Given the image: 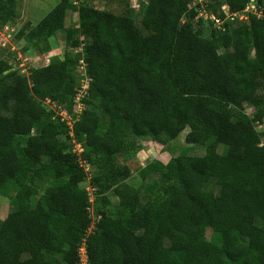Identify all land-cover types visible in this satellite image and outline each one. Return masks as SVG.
<instances>
[{
  "label": "trees",
  "instance_id": "obj_1",
  "mask_svg": "<svg viewBox=\"0 0 264 264\" xmlns=\"http://www.w3.org/2000/svg\"><path fill=\"white\" fill-rule=\"evenodd\" d=\"M249 1L206 7L224 18L221 5L238 12ZM190 3L143 0L138 28L130 0L125 14L58 0L17 33L42 45L61 33L65 49L81 54L54 56L26 74L0 59V195L13 193V210L0 220V264H77L83 240L88 264H264V146L254 129L264 119V18L227 21L204 38L194 10L186 14ZM68 11L76 27H65ZM17 15L15 0H0V27ZM80 59L89 88L72 127L83 147L77 157L69 129L43 102L72 110ZM185 129L186 144L204 155L149 163L144 175L154 178L141 202L118 158L140 139L164 145ZM87 177L96 203L117 199L88 234L89 199L79 187ZM37 183L48 184L40 196Z\"/></svg>",
  "mask_w": 264,
  "mask_h": 264
},
{
  "label": "rangeland",
  "instance_id": "obj_2",
  "mask_svg": "<svg viewBox=\"0 0 264 264\" xmlns=\"http://www.w3.org/2000/svg\"><path fill=\"white\" fill-rule=\"evenodd\" d=\"M74 1V0H71ZM95 6L99 9L113 12L115 14H125L128 11L129 0H91ZM208 3L210 0H206ZM214 1V0H211ZM222 2V0H217ZM259 2V1H258ZM58 0H15V8L17 11V17L12 23H8L4 27H0V59H3L9 63L11 68L20 74H26L28 68L38 67L48 62V60L54 56L63 58L64 53L72 58L77 59L78 54H81V48L78 47L74 50H68L64 47L63 34L59 33L57 36L49 38L48 41L42 45L38 43L29 44L25 41L18 40L19 31L26 27L25 32L32 29L37 22L44 17L56 4ZM264 7V1L259 2ZM145 5V3H143ZM136 14V13H135ZM139 14V13H138ZM136 14L134 19H131L132 25L140 28L142 20L141 14ZM193 23L198 25L201 31V36L206 38L210 35L214 28V25L208 19L194 18ZM248 24V23H245ZM78 25L77 14L68 11L65 19V27H76ZM236 25L234 22L229 23L228 27ZM227 27V25H226ZM223 28V27H222ZM226 30V28H225ZM224 30V31H225ZM26 36V35H25ZM44 46V47H43ZM23 48L25 51H23ZM44 48V49H43ZM82 59L78 60L75 72L81 80V73H83ZM75 99V95L72 97ZM254 129L259 135L260 143L264 146V127H260L254 123ZM188 130L185 129L178 137L172 141L167 142L164 145L157 144L151 139L147 141H137V149L126 156L118 158V162L122 165H126L130 170V177L126 182L140 190L141 202L146 200V194L144 193V187L148 185L154 178V174L144 175L145 168L154 160H159L166 163L170 158L187 155V156H202L204 155V148L195 145H189L185 142V136ZM224 149L223 145L218 146V153H221ZM90 171V170H89ZM92 176V173H91ZM90 177V176H88ZM79 184V187L85 189L88 194V215L90 224L89 229L101 218V214L104 213L107 217H111L114 206L117 203V199L109 194L110 204L102 206L94 201V190L90 187L89 179ZM91 178V177H90ZM48 184L37 183L38 195L40 196ZM212 187V183L209 184ZM215 191V190H214ZM13 193L11 191L5 192L0 195V220L4 219L8 213L13 210L10 205V199ZM38 197H34L33 201H36ZM85 233V234H86ZM212 233L210 229L206 231L207 240H212Z\"/></svg>",
  "mask_w": 264,
  "mask_h": 264
},
{
  "label": "built area",
  "instance_id": "obj_3",
  "mask_svg": "<svg viewBox=\"0 0 264 264\" xmlns=\"http://www.w3.org/2000/svg\"><path fill=\"white\" fill-rule=\"evenodd\" d=\"M143 0H130L131 9L137 13L139 12L140 3ZM206 0H191V3L188 6L186 14H188V10L193 9L194 13H196L195 18L208 19L217 30H224V25L227 21L234 23H248L251 18H256L257 20L264 18V7L261 6L256 0H250L241 11L231 12L226 5H221L220 11L224 14V18H220L217 12L213 10H207ZM186 15H184V20L186 19ZM223 27V28H222ZM83 65V73H81V80L79 88L76 91L75 99H73L74 106L71 111L61 108L55 102L50 99H46L43 104L46 106L47 110L51 112L52 120H56L63 123L67 129H69V136L71 139V152L76 154L77 157H80V154L83 151V147L80 143L76 142L73 136L72 127L74 123L79 119L82 112L85 110V104L83 103V99L87 94V90L89 88V78L87 77L85 71V64L81 61ZM252 112V108H247L246 113L250 114ZM256 125L260 127H264V119L260 122H255ZM262 143L260 144V146ZM78 162L84 168L85 171L89 169V166L79 158ZM93 229V226L89 229L88 233H90ZM77 264H88L87 263V254L85 249V241L83 240L78 248V263Z\"/></svg>",
  "mask_w": 264,
  "mask_h": 264
},
{
  "label": "crops",
  "instance_id": "obj_4",
  "mask_svg": "<svg viewBox=\"0 0 264 264\" xmlns=\"http://www.w3.org/2000/svg\"><path fill=\"white\" fill-rule=\"evenodd\" d=\"M57 36V35H56ZM21 41H23V40H21ZM149 138H146V139H140V141L142 142V141H144V140H148Z\"/></svg>",
  "mask_w": 264,
  "mask_h": 264
}]
</instances>
